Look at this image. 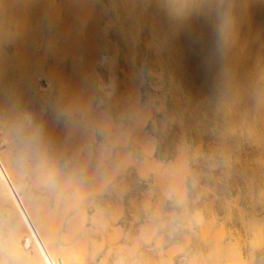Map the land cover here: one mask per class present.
<instances>
[{
    "label": "rangeland",
    "instance_id": "rangeland-1",
    "mask_svg": "<svg viewBox=\"0 0 264 264\" xmlns=\"http://www.w3.org/2000/svg\"><path fill=\"white\" fill-rule=\"evenodd\" d=\"M16 1L18 2L19 0ZM16 1L14 0V4ZM21 1L22 0H20V2ZM36 1H38L39 5ZM36 1L30 0L29 5L31 6H29L28 4L26 5L25 2H27V0H24L21 3V5H19L20 2H18L19 4L16 2V6L19 7H16L13 4L12 9L14 8V10L11 9V11H13V17L15 18V19L13 18L14 22L12 27L16 26L14 24L17 22V17L18 18L20 17L18 14L22 13V11L18 9L20 8V6L21 7L27 6L28 9L25 7L27 13L25 10H23L25 11L23 12V14L26 13V16L28 17L26 18L24 17L25 19L21 20V17L23 15L20 14L21 15L20 20L18 19L19 24L15 28V29L18 28L19 29L15 30L14 28H12V34L16 33V35L14 34L15 36L12 35V41L19 42V43L13 42V45L16 44L15 45L16 50H13L15 49L14 47L12 49L13 50L12 52H14V54L12 53L14 55L13 61L9 60V55L11 58L13 56L11 52L10 53L5 52V55L6 53L8 54L6 55L8 57L7 63L6 61L3 60L6 56L2 55L3 52L0 53V63L2 62L0 65L6 66L9 72L12 71V74L14 73L13 75H16V73L18 72L17 73L18 78L17 76H14L18 79L17 80L13 76L10 78V76L12 75L11 73L10 76L9 75L7 76V74L9 73H6L7 72L6 70H5L6 72H4L3 69H1L2 72L4 73L2 75L0 70L1 73L0 80L2 82L0 83V93L4 92L3 96L1 94L0 95L2 96V98L5 97L4 99L0 97V101H1L0 136L5 138V135L8 136L12 135V138L15 137L13 140L14 142L15 140L16 142L18 140L22 141L21 144H19V142L14 143L13 141H11L12 139H10V137H7V139H9L10 142H8L7 139H5L6 143L8 145L11 142L13 143L10 144L11 146L6 145L7 150L5 149L6 147L4 148L3 151L4 155L3 154L2 155L6 156L8 160L4 157L2 158L3 159L2 161H5L6 159L7 161L11 162L14 169L13 172L14 173L16 172L18 174L20 173V175L17 174V176H15L16 173L14 174L15 178L13 180V185H12V187L15 186V188L17 187L16 185H18L17 190L14 188L17 195L18 193L22 194V192L26 194L25 189L26 188L28 189L29 187L28 192H30L31 199H28L27 197V199L22 200L24 199L23 197L24 193L22 195L21 194L18 195L19 200H20L19 198L20 196L21 198L23 197L20 201L22 202V205L23 204L29 205L30 203H33L30 205H35L34 206L35 209L34 208H30V209L37 211V209L40 207L37 212L36 211L34 212L38 214L40 211V213L43 214L44 212L43 210H45L44 212L45 215L44 214H43L44 216L42 215V219H43L42 220L41 217L38 216L39 214L36 216H34L35 214L31 215L33 211L29 209V206L26 208L28 210V213L26 214L30 219V221L31 219H36V222L34 224L33 222H31V224L32 226L34 225L33 229L38 231L37 232L38 237L36 235L33 238V234H31L32 231L31 232L29 231L30 229L27 228V225L19 224V223H23L24 220L22 218L18 219L20 216L22 217L20 213H19L20 216L18 215L19 212L18 209H17L18 212L15 211L16 208L13 210L12 207L10 206L9 201L7 199H4L1 194L0 264H26V263L33 264L35 260H36L35 262L36 264L37 263L40 264L41 260H42L41 264H44L42 258L41 260L36 259L38 257L36 254H34V256L36 255L37 257L36 258L34 257L35 259L33 258L34 259L33 262H30L33 259H30L29 261V258L33 257L30 255H33V253H35V252H31V248L34 249L35 247L36 249L35 251L38 252V255H41L42 253L41 248L42 251L45 246L48 248V243L49 246L52 245L51 252H50V247L49 249L47 248L44 249V250L47 249L46 251L49 250V253H47L46 251L45 252L47 254H52L53 261L58 256L61 255L60 257L63 260V264H140V263L161 264L162 262L163 264H166V261L167 264H258V263L264 264V200H262L264 198H259V197H264V192H262L264 191V46L261 47L260 42L252 37L249 38L248 36H245L243 34H228L222 32L220 29L221 25L219 26V28L218 27L212 29L209 28L208 31L205 33V35L202 37H191V36H183L178 34L177 22H176L177 20L176 4L174 0H89L90 2L88 0L87 1L66 0L67 2L65 0H47V1L36 0ZM85 2L90 3V4L88 3L90 9H92L90 10V12L87 11L88 10L87 8L89 7ZM46 3L47 5H45ZM52 3H55L54 4L55 7L53 6ZM67 3L68 4L72 3V4L68 5ZM131 4L133 5L130 7ZM47 6L50 7L47 8ZM82 9H83V13L85 14L82 13L81 11ZM17 10L20 12L17 13ZM55 10H56L55 15L57 16H53L54 15L53 11L55 12ZM75 10L77 12L76 14L74 13ZM84 10L87 11L89 15L86 14ZM50 11H52L51 15H50ZM47 17L48 18L50 17L49 19L50 21H48ZM76 17L78 18L76 19ZM60 18L62 21L60 20ZM38 19H41L40 20L41 22ZM46 19L48 22L46 21ZM64 20L66 22H64ZM75 20L77 22L71 24V22L72 21L75 22ZM107 20L108 22H106ZM111 20L112 22H110ZM20 22L22 23L21 25ZM57 22H59V24ZM88 22L89 24L91 23L92 24L89 26V24L87 25ZM38 23L41 25L40 27ZM55 23H57L56 26L57 28L55 27L56 25ZM67 23L71 25L68 26ZM226 23H230V24H226L227 28L230 30L238 29L239 27L238 22L235 21L226 22ZM94 25H96L97 27L95 26V28H92L94 27ZM65 27L67 28L64 29ZM40 28L43 32L40 30ZM58 28L61 29L59 30ZM18 32L22 33L23 35L19 34ZM90 33L92 36L90 35ZM79 35L82 36L85 35V37ZM67 36L69 37V39ZM70 36L74 38L72 39ZM24 37L26 40L24 39ZM244 37H246L247 39H245ZM16 38L17 40L15 41ZM19 39L21 40V42ZM76 39H77V43L75 42ZM64 40L65 41L69 40V41L65 43ZM90 40L92 41V45L89 44V42H91ZM94 41L96 42L95 44ZM146 41L147 42L150 41L149 43L150 45H148ZM24 42L26 43V46ZM73 42H75V44ZM27 43L29 46H27ZM71 43H73V49H71L72 48ZM81 43L84 44V46ZM243 43L244 46L242 48ZM35 44L37 45L36 47L34 46ZM62 44H63L62 48L65 47L63 50L62 48L60 49V46H62ZM68 44L70 46L69 48H68ZM31 45H33V47H31ZM38 45H41V47L40 46L38 47ZM43 45L46 48H43L44 47ZM131 47L134 49H132ZM17 48H18V52H16ZM19 48H21V50ZM91 48L93 49V51L92 50L90 51ZM129 48L131 51L134 50L135 53L134 51L132 53L129 50ZM65 49L66 51H64ZM62 51H64L66 54ZM87 51L90 54L86 53ZM29 53L31 54V56L29 55ZM62 54L64 55L63 58H59L60 56H62ZM74 54L75 56L77 54L75 59L73 57ZM91 54L93 55L95 54L93 60L91 58H90L91 60L89 59ZM18 55L20 56V58H18L19 57ZM85 55L87 58L85 57ZM103 55L105 57L104 59L105 61L103 60L102 62L100 61V59L103 57ZM27 56L30 57L29 58L30 60H28ZM15 58L17 61L14 60ZM85 58L87 59L86 61ZM54 59L56 60V62L54 61ZM125 59H127V61H125ZM2 60L7 65H5V63H3ZM81 60H83L84 63L83 66H81L82 65ZM8 62H9V66H11L12 64L16 65L20 63L22 64L23 68L20 65H19L20 67L15 66L16 70H18L17 72L15 70L16 72L15 73L13 70L14 66L12 65L11 67H13V69H11V67L8 66ZM77 62L78 64H75ZM89 64H91V66ZM85 65L86 66L89 65L90 67H85ZM75 66L77 67L75 68ZM6 67L4 68L6 69ZM8 67L11 69V71ZM81 68L82 69L84 68L83 69L84 72L82 71ZM60 69H62V71H60ZM110 69L111 71H114V73L117 74V85L113 93L111 95H108L107 93H105L103 88L101 89L100 87H98L99 80L97 78L98 76L96 75V73L99 72V74H102L103 78L106 79V77L108 76L107 74L111 72ZM24 71L25 74H23ZM46 71L49 74H47ZM131 71L134 72L132 74L130 73L132 76L129 74V72ZM89 73L90 75H88ZM5 74L10 79L14 78L12 79L13 81L12 85L9 84V82L11 83L10 79L8 80L6 76L5 77L9 82H7V80L5 79L4 77ZM38 74H41V77H44L46 80L49 81L47 88L41 87L43 89L42 91L39 85H37L39 78ZM42 74L43 75L47 74V76L46 75L42 76ZM57 74L58 76H56ZM67 74H69L68 77L65 76ZM2 76L4 79L2 78ZM27 77L29 79H27ZM31 77H33V80H31ZM129 77L132 80H130ZM25 78L29 80L30 83L25 82L24 85V81L26 80ZM21 79L23 80V82ZM62 79L64 83L62 82ZM5 81L9 84L8 85L9 87L7 86V83ZM76 81L79 82L76 84ZM86 81L88 82V84ZM18 82L20 84L18 86H20L21 88L17 86ZM20 82L23 84L22 86L24 87L28 86L30 89L33 88V90L24 87L22 88ZM61 82L63 83V85ZM58 83H60V86ZM130 83H132L133 85L131 84L130 86L129 85ZM2 86L5 89L4 88L2 89L1 88ZM92 86H94V88ZM6 87L9 88L10 93L8 92ZM11 88L14 89L13 91L15 92H13ZM68 88L70 90H68ZM83 90H84V96H83ZM93 90H95V93ZM74 91L75 93L77 92L79 93L74 94ZM88 91L89 92L92 91V93H89ZM30 92L31 95H33L34 93L33 96L34 98H31ZM69 93H71V96L69 95ZM127 93L130 99L127 96H125V94L127 95ZM92 94L94 95V97ZM120 95H122V97ZM82 96L84 98L86 97L85 98L86 101L85 99L82 101L83 99ZM123 96H124L123 99L124 101L121 100ZM119 97H121V99ZM125 98H128L129 101L126 102L127 100L125 101ZM134 98L136 100H134ZM10 99H12V101ZM31 99H33L34 101ZM39 99L41 101H39ZM4 100L6 102L3 104ZM104 100H112V102H110L109 105H111L113 110L116 112L115 119H113L112 114L107 112L106 110L96 109V106L105 104ZM140 100H145V101H140ZM167 100H170V103H167ZM39 102L41 105L39 104ZM28 103L30 106L33 107V110H31V114L35 116L33 118L30 117L31 119H33V124H35L36 126L34 127V125H31V127L33 128L25 126L26 125L25 121L29 122V120L26 118L27 116L24 117V114L22 113V111H24L23 108H26L27 106L26 110L28 111L26 114L28 116L29 115L31 116V114L29 113L31 108L28 109V105H27ZM77 103L78 105L74 106ZM122 103L125 104V107L124 106L121 107L123 105ZM131 103H133L132 106H134L135 108H132V106H130ZM55 105L57 106L55 107ZM58 105L60 107L62 106L63 107L60 108ZM66 105L68 106L66 107ZM81 106L82 108H80ZM40 107H43L44 110L43 108ZM156 107L158 108V110ZM10 108L12 110H10ZM36 108L40 109L39 112L37 109L36 111L37 113L35 112ZM54 108L56 109L54 110ZM122 108L123 109L126 108V109L123 111ZM15 109L17 110L14 112ZM8 110L12 111L10 115H9L10 111ZM120 111H122L121 112L122 114H118ZM153 111H155L156 113H160L164 117L163 120L161 121L153 120L154 122H152L154 130H158V129L161 130V134H162L161 142L165 143L166 145H169L170 138L168 132L171 126L172 128L175 127V133L173 134L172 137L174 143V149H173L174 156H173V160L172 161L169 160L167 163L160 162L153 157V153L156 147V140L155 139L149 140L148 133L145 130V126L148 120L151 118ZM84 112H86V115ZM99 112L105 115L101 116L100 115L101 113ZM20 113L23 116H21ZM34 113L36 114L41 113V115L39 114L36 115ZM144 113L147 114L148 116L145 115ZM108 114L110 115L109 117H111L112 120L111 124L109 123V121L111 120L107 119ZM12 115H14V117ZM40 116H41V120H40ZM54 116L55 118L53 119ZM22 117L23 119L26 118L27 120L24 119L25 121L24 120L21 121ZM75 117L77 118V120ZM125 117L128 118V122L124 120ZM8 118L9 121H7ZM68 118L70 119L68 120ZM104 118H106V121L109 120L107 122H104L107 123V126L106 124H102ZM140 118L142 120H140ZM82 119L84 120L83 123L81 122ZM179 119L181 120V124ZM63 120L64 122H66V124L63 123ZM66 120H68L69 124L67 123ZM92 120L96 122L92 124L93 123ZM97 120L99 121L101 120L100 123L102 125H100L99 121ZM139 120L141 122H138ZM136 121L140 124H142L143 122L144 124L142 126L140 124L138 125ZM22 122L24 123L23 125L25 126V128L27 127L26 130L24 129L25 133L22 130L24 128V126L23 128L21 126ZM11 123L14 124V126L16 124L15 129L14 126L11 127L12 125ZM71 123L73 125L78 123L77 127L76 125H74L77 128V129L75 128L76 130H74V133L72 132L74 126ZM120 123L122 125V126L120 125L121 127H119ZM28 124L30 126L31 123L29 122ZM114 124L118 126L115 127ZM6 125H9L12 129ZM48 125L56 128L55 129L50 128L51 130L49 131V133L45 132L47 128L49 130L50 126L48 127ZM64 125L66 126V128ZM126 126H129L130 128L134 126V128L131 131L130 128L129 127L127 128ZM37 127H39L40 130ZM88 127H92L94 131L91 130L92 128L87 129ZM125 127H126V132H124ZM28 128L33 131L28 130ZM34 128L38 129L37 132L36 129ZM41 128L44 129L42 130ZM6 129H8L10 132H7ZM12 130L14 132L13 133L14 136L12 134ZM28 131L29 132L31 131V133H28ZM68 131H70L71 133L69 132L70 134H68ZM138 131H141L142 134L143 131H145L144 132L145 134H143L144 137L141 136L140 138L136 134L138 133ZM128 132L129 133L132 132V133L130 134V137H128V139L125 140L128 136L127 135ZM19 133L29 134V136L26 135L28 141L27 143H26L25 135L23 137L24 138L23 140V138H21L22 136H19L20 135ZM33 133L35 135L34 137H33ZM46 133H48V135ZM83 133L86 134L89 133L88 134L89 137H87L88 135L86 136V134ZM119 133H126V134H119ZM38 134L41 136L42 140H44L43 142H45V144L41 143L42 146L44 145L43 147H41L42 150L38 148L39 145L38 143L42 141L40 136H38ZM67 134L69 135V137ZM97 134L100 135L104 134V136L99 139L97 137ZM46 135L48 136L46 137L48 141H45ZM64 135H66V137ZM76 135L78 136V138ZM114 135H116L117 138L118 136L121 137L119 144L116 140L114 141V144H111L113 141V137H115ZM31 138H33L34 141H31L33 140ZM123 139L125 140L124 143L122 142ZM138 139L142 141H139ZM60 140H63V142L62 141L60 142ZM147 142L152 144L150 145L151 148H149L150 152L143 151V149L149 147L148 146L149 144H147ZM26 144L29 145L28 148L26 149L29 148L31 149V147H33L31 151L35 152L34 156L36 153H38V156L36 155L38 158V159L36 158L38 164L34 163L35 161L33 160L34 156H30L33 154L31 153L28 154V152H26V151H30V150H25V148L23 147ZM13 145L15 146L17 145V147ZM102 145L104 146V149H107V147L109 149L104 150ZM130 145H132L134 149L140 147L141 152L143 154L141 159L133 158L132 151L129 150ZM180 145L183 148V149L181 148L182 151L181 149L180 150L178 149ZM18 146L21 147L19 153L20 152L23 153V149H24L25 150L24 153L26 152V155H29L28 156L29 160L26 161L28 157L25 160L24 157L22 158V156L26 157L25 154L19 156L18 150L16 149L15 151V148L20 149V147ZM73 147H77L78 150L77 148H73ZM97 148L99 150H104V155L102 153L103 151H101L102 157H99L100 156L99 154L100 152L98 153L99 150L96 152ZM8 149H10V151ZM39 149L40 151H38ZM6 151L8 152L7 154L5 153ZM105 151L107 152L109 151V155H105L106 154ZM87 152L89 155L87 154ZM39 153L42 155L40 156ZM11 154H13L12 156L14 158L11 156ZM123 154L126 156L125 159H123L125 157ZM127 155H130L128 157H131V159H128ZM81 156L85 157V159L83 164L80 165L81 163L80 160L83 159ZM120 156H122V158ZM177 156H180L179 160L181 162L177 160L178 158ZM19 157L20 160L23 159L24 163L22 162V164L24 166L20 164L21 161L18 162L19 160L16 159ZM47 157L49 158V160L47 159ZM80 157L82 159H80ZM72 158L75 161L72 160ZM96 158L98 161L101 159L102 162L101 161L97 162ZM30 160H33L30 162V164L33 163L35 171L33 169H29L28 161ZM50 160L53 162L51 163ZM145 161H147V164L149 161L148 166L146 165ZM16 162L18 164H15ZM48 162H50L51 164L50 165L46 164ZM109 162H112L113 164H110ZM151 162L152 164L154 163L152 167L150 166ZM25 163H27L28 165L26 166ZM106 163H108V165L105 166ZM175 163L178 166L180 165V169H178L177 167L176 168L181 172L182 171L184 172L181 173L180 171H177V169L175 168L176 165H174ZM39 164L40 166L43 167L40 166L38 167ZM45 164L47 165V167L49 166L50 168L48 167L49 169L47 170L48 172L46 174L45 171L44 174L40 173L41 175H45L44 179H46L43 180L42 178L41 180H43L44 182L43 181L40 182L41 177L37 178L39 175L35 176V175H31V173L38 174L39 171L42 172L44 170L43 168L47 169ZM101 164L102 166H100ZM35 165L37 167H35ZM113 165L115 166L117 165L118 169L120 170L118 169L114 170L115 166ZM159 165H161L162 168ZM110 166L111 167L113 166L112 167L113 169ZM145 166H147L146 167L147 169L145 168ZM149 166L151 167V169ZM172 166H174V169H176V171L173 170ZM154 167H156L155 171L157 172L155 173L158 176L157 175L155 176L154 171H152ZM143 168H145L146 171ZM182 168L185 169L182 170ZM139 169L141 172L139 171ZM100 170L101 171L104 170V171H102L101 173ZM109 170L111 172L114 170V172L110 173L112 176H109L110 174L104 175L106 181L105 179L100 178L101 175L103 176V173L106 174L108 173ZM25 171H27L26 172L27 175ZM115 171L117 172L115 173ZM63 172H65V176H67L66 172L71 176L68 175L69 177L67 176L65 180L64 178H62L64 177V175L61 174ZM23 174H24V179H23ZM165 175H166L165 178L168 177L167 179L164 178ZM170 175L171 177H169ZM33 176L37 178L36 181H39L41 185H38L36 183L35 181L36 178ZM85 176L89 180H87ZM71 177H73L75 181L72 180ZM179 177L182 178L180 179ZM20 178H22L23 181ZM27 178L29 183H31L30 184L31 186L29 184H26L28 182L26 183L24 182V180L27 181ZM61 178L63 179V181L64 180L65 181L63 182ZM97 178L101 180L97 181ZM29 179H33V182H30L31 180ZM171 179L174 181H172ZM100 181H102L103 183ZM92 182L94 184H98L99 186L92 185ZM19 183H22L21 188H24L25 186L23 190L19 188L20 186ZM121 184H124L122 185L123 187L121 186ZM50 185H51L50 188L51 190L48 188V186ZM83 185H85L84 189L87 186L86 188L87 190L81 189ZM76 186L79 187L81 186L79 188L80 191L79 193L81 194L80 197L77 196V194L79 193H77L78 189L77 190L75 189ZM120 188L121 191L119 192ZM37 189L38 190L40 189L39 190L40 192L37 191ZM58 189H60L61 200L57 197V199H59L58 200L59 203L56 200L57 209H53L56 203L54 202V200L56 199L55 196H57L55 194L57 191H58L57 193H59ZM35 190L36 192H34V194L36 196L39 195L37 194V192H39L41 194L39 195L40 198L43 196L48 197V198L45 197L48 200V203L46 202L44 203L46 205L42 204L43 206H40L41 203L39 204V201L41 199L31 194ZM149 190L151 192H149ZM17 191L19 192L17 193ZM28 192L26 196L27 195L30 196ZM64 194L69 195L70 198L74 199V201L71 199V201H73L72 202L73 205L67 204L68 206H66L65 208L62 207L65 209L63 212L62 208H61L62 211L59 208L61 206H65L64 204H66L64 203L66 199V198L64 199V197L67 196L63 197ZM72 194L76 195L78 198L77 197L74 198ZM34 197L39 198L40 200L36 201V198ZM33 198L35 200L34 202H31L33 201ZM68 199L69 198H67L66 200ZM28 200L31 201L29 202ZM142 200H144L145 202L143 201L144 202L143 203ZM35 201L38 204H35ZM146 203H148L147 205L148 207L144 206V204ZM117 205H121V206H117ZM36 206H38L37 209ZM42 207H44V209H41ZM116 207L117 209H119L120 213L117 211ZM29 210L31 211L30 213ZM53 210L54 211L56 210L57 213V217H56L57 219L55 218L56 219L55 222L54 220L53 221L51 220L50 222L47 221V222L39 223V220L45 221L44 220V218L46 219L45 216H48L46 214L51 213V215H53L54 212L53 213L49 212ZM58 211H61L65 214L63 213L60 214V212ZM75 212H77L78 215L81 214L83 218V224H82L81 216L77 217L78 215L76 216ZM117 212L119 213V215L120 214L121 215L118 216ZM59 215L60 216L62 215V217H60ZM150 216H152V218ZM75 217H77L78 220H76ZM19 220L23 222L18 223ZM48 222L50 229L49 231L51 232L52 235L49 234L50 232H48L47 230ZM52 222H54V224H52ZM71 222L75 223L72 224L74 227L70 224ZM149 224H151V226ZM18 225H22V227L26 225L27 230H25L26 229L25 227L24 230L29 231L30 233L28 232L25 233L23 229L21 231V228L18 230L19 227ZM45 225L46 228H44ZM69 225L70 228H68ZM75 225L78 227L80 225V227L81 226L82 227L78 229V227H76ZM147 226L151 228L154 227L153 230L154 233L152 231L149 234L151 228ZM35 227L37 229H35ZM43 228L46 234L43 233L42 231ZM145 228L147 230H145ZM113 230L115 231L117 230V232L121 236H119L117 232H116L117 235H114L115 231ZM15 231L17 234H15ZM19 231H21V233ZM36 231L33 233L36 234ZM145 231L148 232L149 235L148 239L145 238L146 236ZM22 232L25 233L24 236L21 235L23 234ZM60 233H64L66 234V236L68 235L70 236L66 238L67 239V241L65 240L66 242L62 240L65 239L64 237L65 235L63 236L64 238L60 239V237H62L60 236ZM67 233L69 234L67 235ZM44 234L45 235L48 234L47 236L51 235V237L49 236L50 239L47 237V239H49L47 240ZM142 235L145 236L143 237ZM25 237L28 238L27 240L30 239L29 241L30 243L27 241L25 242L24 240ZM142 237L145 239H143ZM84 238L86 242L85 240L83 241ZM18 239H20V242ZM79 239L82 241L81 243L82 245L80 244ZM10 240L11 242L13 241L15 242L11 243L9 242ZM50 240H53L51 241L52 244L49 242ZM40 241L41 243L43 242L42 243L43 245L39 243L41 247L37 246L39 245L37 243ZM44 242H46L47 245L44 246ZM133 242H136V246H134L135 243ZM28 243L30 245L34 244V246L30 247V245L28 246ZM11 244L12 246H10ZM78 244L81 245V247ZM58 245H62L66 247L70 245L74 253H71L72 251H70V254H68L69 258L66 259L67 255L65 256V258L62 256L61 249L59 248ZM77 245L80 248H76L78 247ZM93 245L95 248H99V249L95 250ZM171 245L174 246V248L175 247L177 248L176 250L173 249L174 252L171 250L173 248ZM25 246L27 249H24ZM21 247H23L22 248V250L24 249L23 251L20 249ZM132 247L134 250L133 249L130 250V248ZM56 248L60 250L59 253L56 252ZM82 248H84L86 251H84V249ZM169 249H170L169 252H172L171 253L172 255L168 254L169 252L167 253V250ZM179 249L181 250L179 251ZM12 251H14L15 255H12L11 253ZM66 252L64 251L63 254ZM160 252L161 255H159ZM56 253L58 256L55 255ZM26 260H28V262H26ZM116 260L117 262H115ZM168 261H170V263H168ZM54 264H57L56 261H54Z\"/></svg>",
    "mask_w": 264,
    "mask_h": 264
},
{
    "label": "bare ground",
    "instance_id": "bare-ground-1",
    "mask_svg": "<svg viewBox=\"0 0 264 264\" xmlns=\"http://www.w3.org/2000/svg\"><path fill=\"white\" fill-rule=\"evenodd\" d=\"M15 1H16V0H15ZM23 1H24V0H22V1L20 2V0H19L18 2H20V4H19L17 1H16V2H17L19 5H21V3H22ZM29 1H30V0H27V2H25L26 5H27V4L29 5ZM35 1H36V0H35ZM40 1H41V0H40ZM40 1H39V2H40ZM46 1H47V0H46ZM65 1H66V0H65ZM72 1H73V0H72ZM76 1H77V0H76ZM86 1H87V0H86ZM88 1H89V0H88ZM174 1H175V4H176V13H177V20H176V22H177V33H178V34L183 35V36L202 37V36L205 35V33L208 31L209 28H210V29H212V28H217V27L219 28V26L221 25L220 29H221L222 32H225V33H228V34H243V35H245V36H248L249 38L252 37V38H254V39H257V40L260 42L261 47L264 46V0H174ZM16 2H15V4H14V0H0V53L3 52L2 55H5V52H7V53H10V52H11V54H12V53L14 54V52H12V51H13V50H16V48H15V47H16V46H15L16 44L13 45V42H14V41H12V35H14V34L16 35V33L12 34V28L15 29V28L17 27V25L19 24L18 22H19V20H20L21 15H23V16L21 17V20H22V19H25L26 17H28V16H26L27 11H26V9H25V7L27 8V6H24V7H23V6H22V7L20 6V8H18V9H19L20 11H22V13H20L21 15L18 14L20 17H19V18L17 17V22H16L17 24L15 23L14 25H16V26H15V27H12L15 18L13 17V11H11V9H12V7H13V4L16 6ZM36 2L38 3V1H36ZM54 2H55V1H54ZM66 2H67V1H66ZM69 2H70V1H69ZM89 2H90V1H89ZM89 2H88V3H89ZM131 2H132V1H131ZM34 3H35V2H34ZM80 3H81V2H80ZM85 3H86V2H85ZM88 3H86V4H87L88 7H89V4H90V3H89V4H88ZM166 3H167V2H166ZM171 3H172V2H171ZM52 4H53V6H54L55 3H52ZM67 4H68V3H67ZM70 4H72V3H70ZM70 4H68V5H70ZM82 4H83V3H82ZM22 5H23V4H22ZM24 5H25V4H24ZM38 5H39V3H38ZM45 5H47V3H46ZM48 5H49V4H48ZM58 5H59V4H58ZM115 5H117V4H115ZM132 5H133V4H131L130 7H131ZM29 6H31V5H29ZM29 6H28V7H29ZM77 6H78V5H77ZM90 6H91V5H90ZM108 6H109V5H108ZM172 6H173V5H172ZM16 7H19V6H16ZM40 7H41V6H40ZM49 7H50V6H47V8H49ZM54 7H55V6H54ZM56 7H57V6H56ZM73 7H74V6H73ZM86 7H87V6H86ZM86 7H85V8H86ZM23 8H24V9H23ZM71 8H72V6H71ZM104 8H106V7H104ZM132 8H133V7H132ZM21 9H22V10H21ZM27 9H28V8H27ZM35 9H36V8H35ZM37 9H38V7H37ZM44 9H45V8H44ZM60 9H61V8H60ZM60 9H59V10H60ZM79 9H80V8H79ZM87 9H88V10H87ZM87 9H86V10H87L88 12H90V10H92V9H90V7L87 8ZM12 10H14V8H13ZM23 10H25L26 13L23 14V12H25V11H23ZM39 10H40V9H39ZM50 10H51V9H50ZM59 10H58V11H59ZM105 10H107V9H105ZM20 11L17 10V13H19ZM33 11H34V10H33ZM35 11H36V10H35ZM41 11H42V9H41ZM44 11H45V10H44ZM58 11H57V12H58ZM79 11H80V10H79ZM81 11H82V13H83V9H82ZM84 11H85V10H84ZM87 11H85L86 14H88ZM99 11H100V10H99ZM45 12H46V11H45ZM43 13H44V12H43ZM63 13H64V12H63ZM68 13H69V12H68ZM72 13H73V11H72ZM72 13H71V14H72ZM74 13H75V14L77 13L76 10L74 11ZM100 13H101V12H100ZM14 14H15V12H14ZM38 14H40V13H38ZM44 14H45V13H44ZM51 14H52V11H50V15H51ZM53 14H54L53 16H57V15H55V14H56V10H55V12L53 11ZM65 14H67V13H65ZM79 14H80V13H79ZM83 14H85V13H83ZM129 14H131V13H129ZM35 15H37V14H35ZM42 15H43V14H42ZM42 15H41V16H42ZM69 15H70V14H69ZM88 15H89V14H88ZM48 16H49V15H48ZM67 16H68V15H67ZM71 16H72V15H71ZM24 17H25V18H24ZM36 17H37V16H36ZM36 17H34V18H36ZM62 17H63V16H62ZM72 17H73V16H72ZM74 17H75V16H74ZM84 17H85V16H84ZM94 17H96V16H94ZM117 17H118V15H117ZM13 18H14V19H13ZM38 18H39V17H38ZM40 18H41V17H40ZM53 18H54V17H53ZM66 18H67V17H66ZM77 18H78V17H76V19H77ZM18 19H19V20H18ZM47 19H48V21H50V20H49L50 17H49V18L47 17ZM47 19H46V21H47ZM72 19H73V18H72ZM74 19H75V18H74ZM90 19H91V18H90ZM109 19H110V18H109ZM38 20L40 21L41 19H38ZM54 20H55V19H54ZM60 20H61V18H60ZM65 20H66V19H65ZM65 20H64V22H66ZM79 20H80V19H79ZM33 21H34V20H33ZM48 21H47V22H48ZM61 21H62V20H61ZM68 21H69V19H68ZM68 21H67V22H68ZM233 21L238 22L239 27H238V29L230 30V29H228L227 26H226V24H230V23H226V22H233ZM21 22H24V21H21ZM21 22H20V25L22 24ZM27 22H28V21H27ZM34 22H35V21H34ZM40 22H41V21H40ZM40 22H39V23H40ZM47 22H46V23H47ZM51 22H52V21H51ZM53 22H54V21H53ZM76 22H77L76 20H75V22L72 21L71 24L76 23ZM79 22H80V21H79ZM81 22H83V21H81ZM90 22H91V21H90ZM106 22H108V20H107ZM110 22H112V20H111ZM36 23H37V20H36ZM36 23H35V24H36ZM39 23H38V24H39ZM46 23H45V24H46ZM57 23L59 24V22H57ZM57 23H55L56 25L54 24L55 27L57 26ZM60 23H61V22H60ZM84 23H85V22H84ZM93 23H94V22H93ZM222 23H223V24H222ZM23 24H24V23H23ZM31 24H33V23H31ZM47 24H48V23H47ZM71 24H68V23H67L68 26H70ZM82 24H83V23H82ZM88 24H89V22L87 23V25H88ZM91 24H92V23H91ZM91 24H89V26H90ZM24 25H25V24H24ZM48 25H49V24H48ZM74 25H75V24H74ZM80 25H81V24H80ZM223 25H224V26H223ZM40 26H41V25L39 24V27H40ZM46 26H47V25H46ZM77 26H78V25H77ZM95 26H96V25H94V27H92V26H91V27H92V28H95ZM21 27H22V26H21ZM29 27H30V26H29ZM35 27H36V26H35ZM35 27H34V28H35ZM50 27H51V26H50ZM55 27H54V28H55ZM62 27H63V26H62ZM62 27H61V28H62ZM81 27H82V26H81ZM96 27H97V26H96ZM26 28H27V27H26ZM47 28H48V27H47ZM56 28H57V27H56ZM61 28H58V29L60 30ZM66 28H67V27H65L64 29H66ZM18 29H19V28H18ZM18 29H15V30H18ZM38 29H39V28H38ZM48 29H49V28H48ZM50 29H51V28H50ZM40 30H41V28H40ZM90 30H93V29H90ZM13 31H14V30H13ZM23 31H25V30H23ZM34 31H35V30H34ZM34 31H33V32H34ZM41 31H42V30H41ZM55 31H56V30H55ZM55 31H54V33H55ZM62 31H63V30H62ZM76 31H77V30H76ZM76 31H75V32H76ZM78 31H80V30H78ZM94 31H95V30H94ZM94 31H93V32H94ZM15 32H16V31H15ZM42 32H43V31H42ZM42 32H41V33H42ZM71 32H72V31H71ZM87 32H90V31H87ZM210 32H211V31H210ZM18 33H19V34H22V33H20V32H18ZM28 33H29V32H28ZM81 33H82V32H81ZM81 33H80V34H81ZM220 33H221V32H220ZM30 34H31V33H30ZM60 34H61V33H60ZM83 34H84V33H83ZM15 35H14V36H15ZM22 35H23V34H22ZM42 35H43V34H42ZM47 35H48V34H47ZM51 35H52V33H51ZM51 35H50V36H51ZM72 35H73V34H72ZM88 35H89V34H88ZM90 35H91V33H90ZM150 35H151V34H150ZM14 36H13V37H14ZM59 36H60V35H59ZM79 36H82V35H79ZM91 36H92V35H91ZM35 37H36V36H35ZM40 37H41V35H40ZM40 37H39V38H40ZM55 37H56V35H55ZM67 37H68V36H67ZM70 37H71V36H70ZM82 37H85V35L82 36ZM146 37H147V36H146ZM17 38H18V36H17ZM17 38L15 39V41L17 40ZM20 38H21V37H20ZM71 38H72V37H71ZM73 38H74V37H73ZM73 38H72V39H73ZM76 38H77V37H76ZM80 38H81V37H80ZM90 38H91V37H90ZM90 38H89V39H90ZM92 38H93V37H92ZM244 38L247 39L246 37H244ZM24 39H25V37H24ZM31 39H33V38H31ZM51 39H52V38H51ZM51 39H50V40H51ZM54 39H55V38H54ZM68 39H69V37H68ZM77 39H78V38H77ZM77 39H76V41H75L76 43H77ZM85 39H86V38H85ZM89 39H88V40H89ZM124 39H125V38H124ZM19 40H20V39H19ZM22 40H23V39H22ZM25 40H26V39H25ZM25 40H24V41H25ZM34 40H35V39H34ZM36 40H37V39H36ZM38 40H39V39H38ZM92 40H94V39H92ZM27 41H28V40H27ZM41 41H42V40H41ZM41 41H39V42H41ZM64 41H65V40H64ZM68 41H69V40H68ZM68 41H65V43L68 42ZM80 41H82V40H80ZM90 41H91V40H90ZM20 42H21V40H20ZM25 42H26V41H25ZM25 42H24V43H25ZM30 42H31V41H30ZM52 42H53V41H52ZM62 42H63V41H62ZM75 42H73V43L75 44ZM86 42H87V41H86ZM243 42H245V41H243ZM14 43H19V42L16 41V42H14ZM22 43H23V42H22ZM73 43H71V45H72V48H71V49H73ZM87 43H88V42H87ZM87 43H86V44H87ZM95 43H96V42L94 41V44H95ZM146 43H147L148 45H150V44H149L150 41H149V42L146 41ZM45 44H46V43H45ZM69 44H70V43H69ZM69 44H68V48L70 47ZM81 44H82V43H81ZM89 44L92 45V41L89 42ZM115 44H116V43H115ZM65 45H66V44H65ZM82 45L84 46V44H82ZM25 46H26V43H25ZM27 46H29L28 43H27ZM34 46L36 47L37 45L35 44ZM39 46L41 47V45H38V47H39ZM43 46H44V45H43ZM219 46H220V45H219ZM243 46H244V43H243V45H242V48H243ZM13 47H14L15 49H13ZM18 47H19V46H18ZM22 47H24V46H22ZM31 47H33V45H31ZM31 47H30V48H31ZM35 47H34V48H35ZM38 47H37V48H38ZM56 47H57V45H56ZM62 47H63V44H62V46H60V49H61ZM79 47H81V46H79ZM128 47H129V46H128ZM43 48H46V47L44 46ZM64 48H65V47H64ZM64 48H62V50H63ZM131 48H132V47H131ZM12 49H13V50H12ZM19 49L21 50V48H19ZM25 49H26V48H25ZM116 49H117V47H116ZM132 49H134V48H132ZM155 49H156V48H155ZM31 50H33V49H31ZM78 50H79V49H78ZM91 50L93 51L92 48L90 49V51H91ZM129 50H130V48H129ZM46 51H47V50H46ZM46 51H45V53H46ZM60 51H61V50H60ZM64 51H66V49H65ZM64 51H62V52H64ZM85 51H86V50H85ZM85 51H84V53H85ZM94 51H95V50H94ZM130 51H131V50H130ZM133 51H134V50H133ZM133 51H131V52L133 53ZM175 51H176V50H175ZM16 52H18V48H17V51H16ZM19 52H20V51H19ZM68 52H69V51H68ZM68 52H67V53H68ZM77 52H78V51H77ZM7 53H6V55H8ZM45 53H44V54H45ZM64 53H65V52H64ZM86 53L90 54L88 51H87ZM92 53H93V52H92ZM134 53H135V51H134ZM241 53H242V50H241ZM244 53H245V52H244ZM13 54H12V55H13ZM18 54H19V53H18ZM25 54H26V53H25ZM58 54H59V51H58ZM65 54H66V53H65ZM129 54H131V53H129ZM6 55H5V56H6ZM29 55L31 56L30 53H29ZM42 55H43V54H42ZM45 55H46V54H45ZM60 55H61V54H60ZM60 55H59V56H60ZM94 55H95V54H94ZM94 55L91 54L90 57H89V59L91 58V59L93 60ZM176 55H177V54H176ZM5 56H4V57H5ZM18 56H19V55H18ZM18 56H17V57H18ZM59 56H58V57H59ZM63 56H64V55L62 54V56H60L59 58H63ZM71 56H73V55H71ZM76 56H77V54H76ZM76 56H75V54H74V56H73L74 59L76 58ZM80 56H81V55H80ZM91 56H92V57H91ZM4 57H3V58H4ZM13 57H14V55L12 56V58H11L10 55H9V60L13 61ZM15 57H16V56H15ZM27 57H28V56H27ZM55 57H56V56H55ZM85 57H86V55H85ZM95 57H96V56H95ZM133 57H134V54H133ZM7 58H8V57L6 56V57L3 59L4 61H6V63H7V61H8ZM10 58H11V59H10ZM18 58H20V56H19ZM23 58H24V57H23ZM29 58H30V57H28V60H30ZM59 58H58V59H59ZM77 58H79V57H77ZM80 58H81V57H80ZM86 58H87V57H86ZM86 58H85V61L87 60ZM125 58H126V57H125ZM33 59H34V58H33ZM40 59H41V58H40ZM55 59H56V58H55ZM55 59H54V61L56 62ZM69 59H70V58H69ZM72 59H73V58H72ZM91 59H90V60H91ZM104 59H105V57H104V55H103V57L100 59V61L103 62ZM132 59H133V58H132ZM179 59H180V57H179ZM3 60H2V61H3ZM14 60L17 61L16 58H15ZM28 60H27V62H28ZM35 60H36V59H35ZM37 60H38V59H37ZM90 60H89V61H90ZM4 61H3V63H5ZM15 61H14V63H15ZM18 61H19V59H18ZM43 61H44V60H43ZM104 61H105V60H104ZM125 61H127V59H125ZM25 62H26V60H25ZM25 62H24V64H25ZM36 62H37V61H36ZM60 62H61V61H60ZM97 62H98V61H97ZM102 62H101V63H102ZM1 63H2V62H1ZM1 63H0V64H1ZM6 63H5V65H7ZM10 63H11V62H10ZM17 63H18V62H17ZM81 63H82V65H81V64H80V65L83 66V65H84L83 60H81ZM85 63H86V62H85ZM88 63H89V62H88ZM91 63H92V61H91ZM11 64H12V63H11ZM38 64H39V63H38ZM75 64H78V62L75 63ZM105 64H106V63H105ZM133 64H134V62H133ZM12 65H13V64H12ZM12 65H11V66H12ZM19 65L22 67V64H20V63H19V64H16V65L14 64V65H13V66H14V69H13V67L9 66V62H8V66L11 67V69H13L14 72H15V70H16L15 66L20 67ZM29 65H30V64H29ZM34 65H35V64H34ZM42 65H43V64H42ZM56 65H57V64H56ZM63 65H64V64H63ZM86 65H87V64H86ZM86 65H85V67H90V66H91V64H89L90 66H89V65L86 66ZM228 65H229V64H228ZM24 66H25V65H24ZM1 67H3V68H1ZM4 67H6V66H3V65L1 66V65H0V70L3 69L4 72L7 71L6 73H9V74H7V76H8V75L10 76V75L12 74L11 69L8 67V68L10 69V71H11V72H9V70H7V67H6V69H5ZM26 67H27V66H26ZM53 67H54V66H53ZM76 67H77V66H75V68H76ZM22 68H23V67H22ZM41 68H42V67H41ZM18 69H19V68H18ZM24 69H25V67H24ZM81 69H82V68H81ZM81 69H80V70H81ZM83 69H84V68H83ZM83 69H82V71L84 72ZM89 69H90V68H89ZM181 69H182V68H181ZM5 70H6V71H5ZM49 70H50V69H49ZM58 70H59V69H58ZM17 71H18V70H16V72H17ZM40 71H41V70H40ZM47 71H48V70H47ZM47 71H46V73H47ZM51 71H52V69H51ZM53 71H54V69H53ZM60 71H62V69H60ZM82 71H81V72H82ZM110 71H111V69H110ZM16 72H15V73H16ZM34 72H36V71H34ZM42 72H43V71H42ZM57 72H59V71H57ZM83 72H82V73H83ZM137 72H138V71H137ZM1 73H2V75L4 74V73L2 72V70H1ZM1 73H0V74H1ZM10 73H11V74H10ZM17 73H18V72H17ZM17 73H16V75H13V74H14V73H13V74L10 76V78H11L12 76H13V77H14V76H17ZM60 73H61V72H60ZM108 73H109V72H108ZM130 73L132 74V73H134V72L131 71V72H129V74H130ZM153 73H154V72H153ZM23 74H25V71L23 72ZM43 74H44V73H43ZM43 74H42V76H45V75L47 76V74H49V73H47V74H45V75H43ZM50 74H51V73H50ZM54 74H55V72H54ZM62 74H63V72H62ZM69 74H70V73H69ZM69 74H67V75H65V76L68 77ZM75 74H76V73H75ZM78 74H79V73H78ZM131 74H130V75H131ZM156 74H157V73H156ZM33 75H34V74H33ZM39 75H40V76H39ZM79 75H80V74H79ZM79 75H78V77H79ZM88 75H90V73H89ZM88 75H87V76H88ZM96 75L98 76L97 78H98V80H99V82H98L99 86H98V87H100L101 89L103 88L104 91H105V93H107L108 95H111V94L113 93V91L115 90L116 85H117V74L114 73V71H111L109 74H107L108 76L106 77V79L103 78V75H102V74H99V72L96 73ZM127 75H128V74H127ZM130 75H129V76H130ZM5 76H6V74L4 75V77H5ZM7 76H6V77H7ZM25 76H26V75H25ZM25 76H24V77H25ZM29 76H30V75H29ZM52 76H53V75H52ZM56 76H58V74H57ZM80 76H81V75H80ZM131 76H132V75H131ZM6 77H5V79H6ZM33 77H34V76H33ZM33 77H31V80H33ZM38 77H39V78H38V84H37V85H39L40 88H41V87H42V88H47V87H48V84H49V83H48L49 81L46 80L44 77H41V74H38ZM60 77H61V76H60ZM0 78H1V77H0ZM2 78H3V76H2ZM10 78L7 77L8 80H9ZM14 78H16V77H14ZM14 78H12V79H14ZM17 78H18V76H17ZM17 78H16V79H17ZM89 78H90V77H89ZM89 78H88V79H89ZM129 78H130V77H129ZM3 79H4V78H3ZM7 79H6V80H7ZM12 79H10L11 83L7 80V82H9L10 85L13 84V83H12V82H13ZM16 79H15V82H16ZM25 79H26V78H25ZM25 79H24V80H25ZM27 79H29V78L27 77ZM27 79H26V80H27ZM47 79H48V78H47ZM58 79H59V78H58ZM63 79H64V78H63ZM63 79H62V82H63ZM75 79H76V78H75ZM17 80H18V79H17ZM21 80H22V79H21ZM26 80L24 81V85H25V82H29V83H30L29 80H27V81H26ZM34 80H35V79H34ZM50 80H51V79H50ZM79 80H80V79H79ZM86 80H87V78H86ZM94 80H95V79H94ZM130 80H132V79L130 78ZM3 81H4V80H3ZM35 81H36V80H35ZM5 82H6V81H5ZM7 82H6V83H7ZM22 82H23V80H22ZM33 82H34V81H33ZM62 82H61V83H62ZM66 82H67V81H66ZM66 82H65V83H66ZM78 82H79V81H78ZM78 82L76 81V84H77ZM86 82H87V81H86ZM122 82H123V81H122ZM0 83H2L1 80H0ZM20 83H21V82H20ZM63 83H64V82H63ZM63 83H62V85H63ZM9 84L7 83V86H8ZM31 84H33V83H31ZM35 84H36V83H35ZM58 84H59V86H60V83H58ZM87 84H88V82H87ZM131 84H132V83H130L129 85L131 86ZM18 85H20L19 82H18L17 86H18ZM22 85H23V84L21 83V86H22ZM37 85H36V86H37ZM91 85H92V84H91ZM132 85H133V84H132ZM4 86H5V85H4ZM52 86H53V85H52ZM8 87H9V86H8ZM8 87H6V88H7L8 92H9V88H8ZM10 87H11V86H10ZM18 87H20V86H18ZM18 87H17V89H18ZM23 87H24V86H22V88H23ZM37 87H38V86H37ZM78 87H79V86H78ZM92 87L94 88V86H92ZM92 87H91V88H92ZM98 87H97V88H98ZM1 88L3 89L4 87L2 86ZM20 88H21V87H20ZM20 88H19V89H20ZM24 88H29V87H28V86H27V87L25 86ZM42 88H41V91L43 90ZM60 88H62V87H60ZM79 88H80V87H79ZM128 88H130V87H128ZM4 89H5V88H4ZM11 89H12V88H11ZM29 89H30V88H29ZM29 89H28V90H29ZM75 89H76V88H75ZM75 89H74V90H75ZM13 90H14V89H12V91H13ZM21 90H22V89H21ZM28 90H27V93H28ZM30 90H33V88H31ZM61 90H62V89H61ZM68 90H70V89L68 88ZM78 90H79V89H78ZM85 90H88V89H85ZM124 90H125V89H124ZM19 91H20V90H19ZM24 91H25V90H24ZM34 91H35V90H34ZM93 91H94V93H95V90H93ZM13 92H15V91H13ZM60 92H61V91H60ZM70 92H71V91H70ZM76 92H77V91H76ZM88 92H89V91H88ZM122 92H123V91H122ZM130 92H131V91H130ZM130 92H128V93H130ZM3 93H4V92H3ZM3 93H0V94L3 96ZM9 93H10V92H9ZM11 93H12V92H11ZM22 93H23V92H22ZM39 93H40V92H39ZM39 93H38V94H39ZM41 93H42V92H41ZM58 93H59V92H58ZM77 93H79V92H77ZM77 93H75V91H74V94H77ZM89 93H92V91L89 92ZM94 93H93V94H94ZM128 93H127V95L125 94V96L128 97V96H129ZM6 94H7V93H6ZM44 94H45V93H44ZM62 94H63V93H62ZM72 94H73V93H72ZM93 94H92V95H93ZM122 94H123V93H122ZM1 95H0V97L2 98ZM9 95H10V94H9ZM16 95H17V94H16ZM59 95H60V94H59ZM69 95L71 96V93H69ZM69 95H68V96H69ZM88 95H89V94H88ZM13 96H14V93H13ZM13 96H12V97H13ZM30 96H31V98H34V97H33V96H34V93H33V95H31V92H30ZM83 96H84V90H83ZM83 96H82V98H83L82 101L86 98V97L84 98ZM86 96H87V95H86ZM120 96L122 97V95H120ZM130 96H131V95H130ZM6 97H7V95H6ZM10 97H11V96H10ZM19 97H20V95H19ZM22 97H23V96H22ZM75 97H77V96H75ZM89 97H90V96H89ZM93 97H94V95H93ZM121 97H119V98L121 99ZM4 98H5V97H4ZM4 98H2V99H4ZM29 98H30V97H29ZM40 98H41V96H40ZM45 98H46V96H45ZM49 98H50V97H49ZM87 98H88V97H87ZM91 98H92V96H91ZM128 98L130 99V97H128ZM128 98H125V101L127 100L126 102L129 101ZM7 99H8V98H7ZM14 99H15V98H14ZM123 99H124V96H123V98H122L121 100H123ZM10 100L12 101V99H10ZM25 100H26V98H25ZM31 100H33V99H31ZM31 100H30V101H31ZM134 100H136V99L134 98ZM2 101H3V100H2ZM7 101H9V100H7ZM16 101H17V99H16ZM33 101H34V100H33ZM39 101H41V100L39 99ZM44 101H45V100H44ZM85 101H86V99H85ZM123 101H124V100H123ZM5 102H6V101L4 100L3 104H4ZM78 102H79V101H78ZM87 102H88V101H87ZM87 102H85V103H87ZM115 102H116V101H115ZM0 103H1V101H0ZM20 103H21V101H20ZM58 103H59V102H58ZM70 103H71V101H70ZM70 103H69V105H70ZM116 103H117V102H116ZM134 103H135V102H134ZM13 104H14V103H13ZM15 104H16V103H15ZM30 104H31V103H30ZM39 104H40V102H39ZM55 104H56V102H55ZM122 104H123V103H122ZM122 104H121V105H122ZM20 105H21V104H20ZM27 105H28V109L31 108L30 111H29V113L31 114V110H33V107L30 106L29 103H28ZM40 105H41V104H40ZM61 105H62V104H61ZM77 105H78V103L75 104L74 106H77ZM83 105H84V104H83ZM132 105H133V103H131L130 106H132ZM12 106H14V105H12ZM17 106H18V105H17ZM25 106H26V105H25ZM29 106H30V107H29ZM38 106H39V105H38ZM38 106H37V107H38ZM56 106H57V105H55V107H56ZM58 106H59V105H58ZM67 106H68V105H66V107H67ZM74 106H73V107H74ZM123 106L125 107V104H123L121 107H123ZM2 107H3V106H2ZM8 107H10V106H8ZM43 107H44V106H43ZM43 107H40V108H43ZM52 107H54V106H52ZM59 107H60V106H59ZM62 107H63V106H62ZM62 107H60V108H62ZM64 107H65V106H64ZM73 107H72V108H73ZM144 107H145V106H144ZM157 107H158V105H157ZM157 107H156V108H157ZM160 107H162V106H160ZM20 108H21V107H20ZM38 108H39V107H38ZM38 108H36L35 112L37 111ZM57 108H58V107H57ZM72 108H71V109H72ZM80 108H82V106H81ZM84 108H85V107H84ZM132 108H135V107L132 106ZM8 109H9V108H8ZM26 109H27V106H26V108H23L24 111H22V113L24 114V117L27 116L26 118L29 120V122H30L31 124H30V126H29V124H28L29 122H28V121L26 122V121L24 120V119H26V118L23 119V117L21 118V119H22L21 121H23V120L25 121V123H26L25 126H28V127H30V128H33V127H31V125H34V127H36L35 124H33V119H31V118H33V117H35V116H34L33 114H31V116H30V115L28 116V115L26 114L28 110H26ZM55 109H56V108H54V110H55ZM76 109H77V108H76ZM122 109H123V108H122ZM125 109H126V108H124L123 111H124ZM130 109H131V108H130ZM159 109H160V108H159ZM10 110H12V109L10 108ZM10 110H8V111H10ZM16 110H17V109H15L14 112H15ZM41 110H42V109H41ZM43 110H44V108H43ZM148 110H149V109H148ZM157 110H158V108H157ZM39 111H40V109H38V112H39ZM62 111H63V109H62ZM6 112H7V111H6ZM11 112H12V111L9 112V115H10ZM20 112H21V111H20ZM42 112H43V111H42ZM58 112H59V111H58ZM70 112H71V111H70ZM121 112H122V111H120L118 114H122ZM144 112H145V111H144ZM146 112H147V111H146ZM29 113H28V114H29ZM36 113H37V112H36ZM36 113H34V114H36ZM84 113H85V115H86V112H84ZM87 113H88V112H87ZM99 113H101V112H99ZM102 113H103V111H102ZM102 113L100 114L101 116L105 115V114H102ZM135 113H136V112H135ZM17 114H18V113H17ZM20 114H21V113H20ZM20 114H19V116H20ZM38 114H39V113H38ZM38 114H36V115H38ZM141 114H142V113H141ZM144 114H145V113H144ZM39 115H41V113H40ZM88 115H89V114H88ZM88 115H87V117H88ZM98 115H99V114H98ZM137 115H138V113H137ZM137 115H136V116H137ZM145 115H147V114H145ZM145 115H144V116H145ZM12 116L14 117V115H12ZM16 116H17V115H16ZM21 116H23V115L21 114ZM107 116H108L107 119H110V120H111V117H109L110 115L108 114ZM107 116H106V117H107ZM118 116H119V115H118ZM147 116H148V115H147ZM28 117H29V118L31 117V118H30L31 120H30ZM87 117H86V118H87ZM9 118H10V117H9ZM9 118H8L7 121H9ZM18 118H19V117H18ZM54 118H55V116L53 117V119H54ZM56 118H57V117H56ZM75 118H76V117H75ZM75 118H74V119H75ZM102 118H103V117H102ZM102 118H101V119H102ZM136 118H137V117H136ZM146 118H147V117H146ZM15 119H16V118H15ZM27 119H26V120H27ZM69 119H70V118H68V120H69ZM74 119H73V120H74ZM87 119H88V118H87ZM104 119H105V121H104ZM104 119H103V121H102V124H106V126H107V123H104V122H107V121H109V120L106 121V118H104ZM17 120H18V119H17ZM40 120H41V116H40ZM68 120H66L67 123H68ZM76 120H77V118H76ZM76 120H75V121H76ZM82 120H83V119H82ZM82 120H81V122L83 123L84 120H83V121H82ZM95 120H96V119H95ZM140 120H142V119L140 118ZM140 120H139L138 122H141ZM11 121H12V120H11ZM11 121H10V122H11ZM18 121H19V120H18ZM56 121H57V120H56ZM92 121H93V120H92ZM97 121H99V120H97ZM100 121H101V120H100ZM100 121H99V123H100ZM179 121H180V124H181V120H180V119H179ZM4 122H5V121H4ZM43 122H44V121H43ZM51 122H52V119H51ZM54 122H55V121H54ZM94 122H96V121H93L92 124H94ZM111 122H112V120L109 121L110 124H111ZM136 122H137V121H136ZM138 122H137V123H138ZM152 122H154V121H152ZM6 123H8V122H6ZM6 123H5V124H6ZM14 123H15V122H14ZM16 123H18V122H16ZM20 123H21V122H20ZM55 123H56V122H55ZM63 123L66 124V122H64V120H63ZM72 123H73V121H72ZM72 123H71V124H72ZM74 123H75V122H74ZM82 123H81V124H82ZM11 124H12V123H11ZM23 124H24V123L22 122V125H21L22 128H23V126H24ZM52 124H53V123H52ZM68 124H69V123H68ZM77 124H78V123H77ZM77 124H74V125H76V127H77ZM102 124L100 123V125H102ZM139 124H140V123H138V125H139ZM143 124H144V123L142 122V124H140V125L142 126ZM9 125H10V124H9ZM9 125H6V126H9ZM37 125H38V124H37ZM50 125H51V124H50ZM50 125H48V127H49ZM72 125H73V124H72ZM74 125H73V126H74ZM100 125H99V127H100ZM120 125H121V123L119 124V127L122 126V125H121V126H120ZM136 125H137V124H136ZM2 126H3V124H2ZM4 126H5V125H4ZM12 126H14V124H12L11 127H12ZM15 126H16V124H15ZM15 126H14V129H15ZM21 126H20V127H21ZM25 126H24V128L22 129L24 133H25V130L27 129V127L25 128ZM39 126H40V125H39ZM55 126H56V125H55ZM64 126H65V125H64ZM90 126H91V125H90ZM92 126H93V125H92ZM96 126H97V125H96ZM114 126L116 127V126H118V125L114 124ZM134 126H135V125H134ZM134 126H133L132 128H130L129 126H126V127H127V128L129 127L130 130L132 131L133 128H134ZM9 127H10V126H9ZM11 127H10V128H11ZM70 127H71V126H70ZM76 127L74 126L73 131H72V130H70V131H72V132L74 133V130L77 129ZM82 127H83V126H82ZM126 127H125V129H124V132H126ZM16 128H17V127H16ZM37 128L40 130L39 127H37ZM50 128H54V129H55L56 127H52V126H50V127H49V130H48V128H47V129L45 130V132H48V133H49V131L51 130ZM65 128H66V126H65ZM68 128H69V127H68ZM75 128H76V129H75ZM89 128L91 129L92 127H88L87 129H89ZM11 129H12V128H11ZM24 129H25V130H24ZM34 129H36V128H34ZM38 129H36V132H37ZM41 129L43 130L44 128H41ZM28 130H31V129L28 128ZM52 130H53V129H52ZM58 130H59V129H58ZM62 130H63V129H62ZM91 130H93V128H92ZM6 131H7V132H10L8 129H6ZM6 131H5V132H6ZM14 131H15V130H14ZM31 131H33V130H31ZM31 131H30V132L28 131V133H31ZM70 131H68V134L71 133ZM83 131H84V130H83ZM86 131H87V130H86ZM93 131H94V130H93ZM93 131H92V133H93ZM19 132H20V130H19ZM26 132H27V131H26ZM62 132H63V131H62ZM69 132H70V133H69ZM84 132H85V131H84ZM87 132H88V131H87ZM144 132H145V131H143V134H145ZM13 133H14V132H13V130H12V134H13ZM34 133H35V131H34ZM34 133H33V137L35 136ZM48 133H46V134L48 135ZM64 133H65V132H64ZM73 133H72V134H73ZM112 133H113V132H112ZM131 133H132V132H131ZM131 133L128 132V134H127L128 136H127V138H126L125 140H127L128 137H130V134H131ZM6 134H7V133H6ZM16 134H17V132H16ZM19 134H20V133H19ZM21 134H22V133H21ZM21 134H20L19 136H22L21 138H23L24 135H25L26 143H27L28 141H27V137H26V135L29 136V134H27V133H26V134H22V135H21ZM39 134H41V133H39ZM39 134H38V136H40ZM52 134H53V133H52ZM68 134H67V135H68ZM72 134H71V136H72ZM83 134H86V133H83ZM83 134H82V135H83ZM88 134H89V133H87L86 136H87ZM113 134H114V133H113ZM115 134H116V132H115ZM119 134H126V133H119ZM136 134H137L140 138H141V136L144 137L143 134L141 133V131H138V133H136ZM139 134H140V135H139ZM141 134H142V135H141ZM47 135L45 136V138L48 137ZM59 135H60V132H59ZM77 135H78V133H77ZM77 135H76V136H77ZM117 135H118V133H117ZM182 135H183V134H182ZM13 136H14V134H13ZM50 136H51V135H50ZM64 136L66 137V135H64ZM71 136H70V137H71ZM79 136H80V133H79ZM83 136H84V135H83ZM114 136H115V137H113V141H112V143H111V141H110V143H111V144H114V141L116 140V141L118 142V144H119V143H120V140H121V139H120L121 137L118 136V138H117L116 135H114ZM135 136H136V135H135ZM7 137H10V139H12L11 141H13L14 138H15V137L12 138V135H11V136L5 135V138L0 136V200H1V194H2L3 198H4V199H7V200L9 201L10 206L12 207V209L14 210V209L16 208L15 211H17V209H18V211H19V212L17 211V212H18V215H19V216H20V214L22 215V217L20 216L18 219H21V218H22V219L24 220L25 223H24L23 221H20V220L18 221V223H19V222H23V223H19V224H23V225L26 224V225H27V228L30 229L29 231H30V232L32 231L31 234H33V238H34L36 235H37V237H38V234H37L38 231L34 230V229H33V228H34V225L32 226V224H31V222H33V224H34V223L36 222V219H31V221H30V219L28 218V216H27V214H26V213H28V210H27L26 208L29 206V209H30V208H34V209H35V207H34L35 205H30V204H33V203H30L29 205H28L27 203H26L27 205H24V204L22 205V202H20L21 199H22L23 197H24V199H22V200L27 199V197H28V199H31L30 192H28L29 187H28V189L26 188L25 191H26V194H27V192H28V194H29L30 196H28V195L26 196V194H25L24 192L21 191L22 194H23V193H24V194H23V197H22V198H21V196L19 197L20 200L18 199V195L21 194V193H18L20 190L17 191V193H18V195H17L16 192H15V190H14L15 186L12 187V185H13V180H14V178H15V177H14V174H15L16 172H15V173L13 172V171H14V169H13V165L11 164V162L7 161L8 158H7L6 156H3V155H4V152H3V151H4V148L6 147V145H8V144L6 143V140H5V139H7ZM16 137H17V136H16ZM30 137H31V136H30ZM30 137H29V138H30ZM55 137H57V136H55ZM62 137H63V136H62ZM65 137H64V138H65ZM68 137H69V135H68ZM84 137H85V136H84ZM87 137H89V135H88ZM87 137H86V138H87ZM136 137H137V136H136ZM136 137H135V139H136ZM145 137H146V136H145ZM17 138H18V137H17ZM21 138H19V139H21ZM40 138H41V136H40ZM45 138H44V139H45ZM49 138H50V137H49ZM77 138H78V136H77ZM133 138H134V137H133ZM31 139H33V138H31ZM36 139H37V138H36ZM53 139H54V138H53ZM58 139H59V138H58ZM135 139H134V140H135ZM23 140H24V138H23ZM28 140H29V139H28ZM41 140H42V138H41ZM64 140H65V139H64ZM125 140L123 139L122 142L124 143ZM138 140H139V139H138ZM7 141L10 142L9 139H7ZM20 141H21V140H18L17 142H19V144H21L22 141H21V142H20ZM29 141H30V140H29ZM31 141H34V139L31 140ZM31 141H30V142H31ZM43 141H44V140H42L40 143H38V144L40 145V146L38 145V148L41 149V147L44 146V145L42 146L43 143L45 144V142H43ZM45 141H48L47 138H46ZM58 141H59V140H58ZM61 141L63 142V140H60V142H61ZM135 141H136V140H135ZM135 141H134V142H135ZM139 141H142V140H139ZM13 142H14V141H13ZM13 142H11V143H13ZM15 142H16V140H15ZM15 142H14V143H15ZM17 142H16V143H17ZM23 142H24V141H23ZM30 142H29V143H30ZM38 142H39V141H38ZM81 142H82V141H81ZM81 142H80V143H81ZM117 142H116V143H117ZM136 142H137V141H136ZM149 142H150V141H149ZM11 143H10V144H11ZM24 143H25V142H24ZM29 143H28V144H29ZM41 143H42V144H41ZM75 143H76V142H75ZM82 143H83V142H82ZM138 143H140V142H138ZM151 143H152V142H151ZM10 144H9V145H10ZM33 144H35V143H33ZM36 144H37V143H36ZM51 144H52V143H51ZM59 144H60V143H59ZM63 144H64V143H63ZM68 144H69V143H68ZM121 144H122V143H121ZM147 144H149V145H148L149 147L146 148V149H143V151H145V152H148V151L150 150L149 148H151L150 145H152V144H150V143H148V142H147ZM9 145H8V146H9ZM17 145H18V144H17ZM17 145H16V146L13 145V146L17 147ZM71 145H72V144H71ZM123 145H124V144H123ZM10 146H11V145H10ZM21 146H23V145H21ZM25 146H27V147H25ZM28 146H29V145L26 144V145H24L23 147L25 148V150H30V151H31V149H33V147L30 146L31 149H30V148H29V149H26V148H28ZM45 146H46V145H45ZM53 146H55V145H53ZM58 146H59V145H58ZM61 146H62V145H61ZM68 146H70V145H68ZM74 146H75V145H74ZM79 146H80V145H79ZM102 146H103V145H102ZM111 146H112V145H111ZM113 146H114V145H113ZM177 146H178V145H177ZM18 147H20V146H18ZM23 147H22V148H23ZM50 148H51V147H50ZM59 148H60V147H59ZM71 148H72V147H71ZM73 148H77V147H73ZM144 148H145V147H144ZM181 148H182V147H181V145H180V147H178V149L180 150ZM5 149L7 150V147H6ZM12 149H13V148H12ZM16 149L18 150V153H19V150H21V147H20V149H19V148H15V151H16ZM35 149H36V148H35ZM40 149H39L38 151H40ZM51 149H52V148H51ZM87 149H88V148H87ZM101 149H102V148H101ZM103 149H104V146H103ZM108 149H109V148L107 147V149H104V150H108ZM182 149H183V148H182ZM182 149H181V151H182ZM8 150L10 151V149H8ZM25 150L23 149V153L20 152L21 154L19 153V156H21L22 154H25V155H26V152H28V154H29V153L33 154V155H30V156H34V153H35V152H33V151H31V152H30V151H26V152L24 153ZM41 150H42V149H41ZM53 150H55V149H53ZM57 150H58V149H57ZM73 150H75V149H73ZM77 150H78V148H77ZM90 150H91V149H90ZM98 150H99V149L97 148L96 152H97ZM104 150H99V151H98V153L100 152V153H99V154H100L99 157H102V153H103V155H104ZM15 151H14V153H15ZM38 151H36V152H38ZM101 151H103V152L101 153ZM109 151H110V150H109ZM109 151H108V152L105 151V152H106L105 155H109ZM55 152H56V151H55ZM149 152H150V151H149ZM155 152H156V151H155ZM5 153L7 154L8 152L6 151ZM14 153H13V154H14ZM41 153H42V151H41ZM71 153H72V152H71ZM76 153H77V152H76ZM107 153H108V154H107ZM183 153H184V152H183ZM2 154H3V155H2ZM13 154H11V156H12ZM16 154H17V153H16ZM39 154H40V153H39ZM53 154H54V153H53ZM60 154H61V153H60ZM73 154H74V153H73ZM73 154H72V155H73ZM81 154H82V153H81ZM87 154H88V152H87ZM9 155H10V153H9ZM36 155L38 156V153H36L35 156H34V159H33V160H35V161L38 159ZM41 155H42V154H40V156H41ZM54 155H55V154H54ZM88 155H89V154H88ZM123 155H124V154H123ZM15 156H18V155H15ZM28 156H29V155H26V157H25V156H22V158L24 157V160H25ZM51 156H52V155H51ZM79 156H80V154H79ZM118 156H119V155H118ZM124 156H125V155H124ZM128 156H130V155H127V158H128V159H131V157H128ZM4 157H5L7 160L5 159V161H2V160H3L2 158H4ZM12 157H13V156H12ZM81 157H82V156H81ZM81 157H80V159H82V158H83V159L80 160V161H81L80 165L83 164L84 159H85V157H82V158H81ZM120 157L122 158V156H120ZM177 157H178L177 160L180 161V160H179L180 156H177ZM13 158H14V157H13ZM30 158H33V157H30ZM36 158H37V159H36ZM50 158H51V157H50ZM53 158H54V157H53ZM53 158H52V159H53ZM121 158H120V159H121ZM125 158H126V156H125L123 159H125ZM16 159L19 160L18 162L21 161L20 164H21L22 166H24V165L22 164V162L24 163L23 159L20 160V157H19V158H16ZM41 159H42V157H41ZM47 159L49 160L48 157H47ZM128 159H127V160H128ZM27 160H29V157L26 159V161H27ZM33 160L28 161V164H29V169H33V170H34L33 163L30 164V162L33 161ZM39 160H40V159H39ZM48 160H47V161H48ZM72 160H74V159L72 158ZM77 160H78V158H77ZM87 160H88V159H87ZM96 160H97V158H96ZM146 160H147V158H146ZM177 160H176V162H177ZM26 161H25V162H26ZM35 161H34V163L38 164V161H36V162H35ZM54 161H55V160H54ZM74 161H75V160H74ZM80 161H79V162H80ZM99 161H101V159H100ZM99 161L97 160V162H99ZM109 161H110V160H109ZM120 161H121V160H120ZM125 161H126V160H125ZM129 161H132V160H129ZM150 161H151V160H150ZM50 162L52 163L53 161L50 160ZM50 162H48V163H46V164H49V165H50V164H51ZM70 162H71V161H70ZM70 162H69V163H70ZM76 162H77V161H76ZM101 162H102V161H101ZM154 162H155V161H154ZM180 162H181V161H180ZM180 162H179V163H180ZM39 163H40V162H39ZM55 163H56V162H55ZM74 163H75V162H74ZM109 163H110V164H113L112 162H109ZM129 163H130V162H129ZM145 163H146L147 166L149 165V161H148V164H147V161H145ZM13 164H14V163H13ZM15 164H18V163L16 162ZM28 164L25 163L26 166H27ZM46 164H45V166L47 167ZM66 164H67V163H66ZM77 164H78V163H77ZM96 164H97V163H96ZM99 164H100V163H99ZM114 164H115V162H114ZM126 164H127V163H126ZM155 164H157V163H155ZM168 164H170V163H168ZM171 164H172V163H171ZM177 164H178V162H177ZM30 165H31V167H33V168H31ZM70 165H71V164H70ZM70 165H69V166H70ZM106 165H108V163H106L105 166H106ZM152 165H154V163L152 164V162H151L150 166L152 167ZM161 165H162V164H161ZM161 165H159V166H161ZM172 165H173V164H172ZM174 165H176V163H175ZM14 166H15V165H14ZM26 166H25V167H26ZM39 166H40V164L38 165V167H39ZM78 166H79V165H78ZM100 166H102V164H101ZM113 166H115V165H113ZM113 166H112V167H113ZM147 166H145V168H146ZM150 166H149V167H150ZM183 166H184V165H183ZM19 167H20V166H19ZM25 167H24V168H25ZM35 167H37V166L35 165ZM40 167H43V166H40ZM48 167H49V166H48ZM48 167H47V169L43 168L44 170H43L42 172L39 171V169H38L39 172L36 171V172H38V174L31 173V175H35V176H36V175H39L37 178H40V177H41V178H40V182L43 181V180H46V179H44L45 175H41L40 173L44 174V171H45V174H46V173L48 172L47 170L50 168V167H49V168H48ZM51 167H52V166H51ZM74 167H75V166H74ZM98 167H99V166H98ZM110 167H111V166H110ZM112 167H111V168H112ZM115 167H117V168H115ZM115 167H114V170L118 169V166H117V165H116ZM140 167H141V165H140ZM140 167H138V168H140ZM151 167H150V169H151ZM169 167H170V166H169ZM172 167H173V170H175V171H176L177 168L180 169V165H179V166L176 165V166H175V168L177 167L176 169H174V166H172ZM181 167H182V166H181ZM54 168H55V167H54ZM72 168H73V166H72ZM145 168H143V169L146 171L147 168H146V169H145ZM161 168H162V166H161ZM161 168H160V170H161ZM51 169H52V168H51ZM67 169H68V168H67ZM96 169H97V168H96ZM96 169H94V170H96ZM112 169H113V168H112ZM112 169H110V170H112ZM140 169H142V168H140ZM140 169H139V171H140ZM150 169H149V170H150ZM178 169H177V171H180V170H178ZM184 169H185V168H184ZM184 169L182 168V170H184ZM24 170H25V169H24ZM41 170H42V169H41ZM68 170H69V169H68ZM86 170H87V169H86ZM110 170H109V171H110ZM114 170H113L112 172H114ZM118 170H120V169H118ZM149 170H147V171H149ZM155 170H156V167H154V169L152 170V171H154V175L156 176L157 174H156L155 172H157V171H155ZM157 170H158V169H157ZM162 170H163V169H162ZM164 170H165V169H164ZM16 171H17V170H16ZM34 171H35V170H34ZM74 171H75V170H74ZM87 171H88V170H87ZM90 171H92V170H90ZM100 171H101V170H100ZM102 171H104V170H102ZM102 171H101V173H102ZM109 171H108V173L105 172L106 174L103 173V176L101 175L100 178L105 179V178H104V175H108V174L112 173L111 171H110V172H109ZM137 171H138V170H137ZM139 171H138V172H139ZM19 172H20V171H19ZM26 172H27V171H25V173H26ZM31 172H33V171H31ZM95 172H97V171H95ZM116 172H117V171H115V173H116ZM140 172H141V171H140ZM143 172H144V171H143ZM180 172H181V171H180ZM182 172H184V171H182ZM182 172H181V173H182ZM185 172H186V171H185ZM25 173H24V174H25ZM29 173H30V172H29ZM118 173H119V172H118ZM144 173H145V172H144ZM17 174H18V173H16L15 176H17ZM24 174H23V179H24ZM61 174L64 175V177H62V178H64V179L67 178L68 175L71 176L70 174H67V172H66V175H67V176H65V172H63V173H61ZM89 174H90V172H89ZM92 174H93V172H92ZM113 174H114V173H113ZM139 174H140V173H139ZM141 174H142V173H141ZM177 174H178V173H177ZM177 174H176V175H177ZM185 174H187V173H185ZM188 174H189V173H188ZM18 175H20V173H19ZM26 175H27V173H26ZM26 175H25V176H26ZM31 175H30V176H31ZM94 175H95V174H94ZM97 175H98V173H97ZM30 176H28V177H30ZM35 176H33V177H35ZM69 176H68V177H69ZM89 176H90V175H89ZM109 176H112V175L110 174ZM157 176H158V175H157ZM173 176H175V175H173ZM173 176H172V177H173ZM178 176H179V175H178ZM178 176H177V177H178ZM180 176H181V175H180ZM182 176H183V175H182ZM18 177H19V176H18ZM18 177H17V178H18ZM21 177H22V175H21ZM26 177H27V176H26ZM26 177H25V178H26ZM83 177H84V176H83ZM87 177H88V176H87ZM165 177H166V175L164 176V178H165ZM169 177H171V175H170ZM35 178H36V177H35ZM37 178L35 179V181L37 180ZM42 178H43V180H41ZM62 178H61V180L63 181ZM71 178H72V180H74L73 177H71ZM71 178H70V179H71ZM74 178H75V177H74ZM85 178H86V176H85ZM89 178H90V177H89ZM157 178H158V177H157ZM162 178H163V177H162ZM164 178H163V179H164ZM167 178H168V177H167ZM167 178H165V179H167ZM179 178H180V177H179ZM179 178H178V179H179ZM181 178H182V177H181ZM181 178H180V179H181ZM20 179L22 180V178H20ZM33 179H34V178H33ZM33 179H29V180H31L30 182H33ZM70 179H69V180H70ZM86 179H87V178H86ZM65 180H66V179H65ZM65 180H64V181H65ZM72 180H71V181H72ZM81 180H82V179H81ZM87 180H89V179H87ZM98 180H101V179H98V178H97V181H98ZM171 180H172V179H171ZM22 181H23V180H22ZM64 181H63V182H64ZM74 181H75V180H74ZM105 181H106V179H105ZM153 181H154V180H153ZM161 181H162V180H161ZM167 181H168V180H167ZM172 181H174V180H172ZM172 181H171V182H172ZM176 181H177V180H176ZM179 181H181V180H179ZM24 182H25V183L28 182V183H26V184H29V185L31 184V183H29L28 178H27V181L24 180ZM40 182H39V181H36V183H37L38 185H41ZM43 182H44V181H43ZM67 182H68V181H67ZM100 182H102V181H100ZM159 182H160V181H159ZM159 182H158V183H159ZM169 182H170V181H169ZM22 183H23V182H22ZM22 183H19V185H20L19 188H20L21 190H23V189L25 188V186H24V188H21V187H22ZM60 183H61V182H60ZM65 183H66V182H65ZM72 183H73V182H72ZM102 183H103V182H102ZM26 184H23V185H26ZM50 184H52V183H50ZM163 184H164V183H163ZM179 184H180V183H179ZM29 185H27V186H29ZM34 185H35V184H34ZM34 185H33V186H34ZM79 185H81V184H79ZM92 185H98V184H94V183L92 182ZM92 185H91V188H92ZM122 185H124V184H121V186H122ZM161 185H162V184H161ZM166 185H167V184H166ZM176 185H177V184H176ZM16 186L18 187V185H16ZM30 186H31V185H30ZM35 186H36V185H35ZM35 186H34V187H35ZM62 186H63V185H62ZM64 186H65V185H64ZM87 186H88V184H87ZM87 186H86V188H87ZM98 186H99V185H98ZM162 186H163V185H162ZM169 186H170V185H169ZM179 186H180V185H179ZM17 187L15 188L16 190L18 189ZM43 187H44V186H43ZM65 187H66V186H65ZM65 187H64V188H65ZM71 187H72V186H71ZM80 187H81V186H80ZM80 187H79V186H76L75 189H76V190L78 189V190H77V193L80 192V191H79V188H80ZM84 187H85V185H83L81 189H84ZM89 187H90V186H89ZM89 187H88V188H89ZM96 187H97V186H96ZM118 187H119V186H118ZM122 187H123V186H122ZM163 187H164V186H163ZM165 187H166V186H165ZM176 187H177V186H176ZM48 188L50 189V188H51V185L48 186ZM64 188H63V189H64ZM86 188H85L84 190H87ZM115 188H116V187H115ZM168 188H170V187H168ZM30 189H31V188H30ZM33 190H34V189H33ZM39 190H40V189H39ZM39 190L37 189V191H39ZM50 190H51V189H50ZM58 190H59V193H57V192H58V191H57L56 194H55V195H57V196H55L56 199L54 200V202H56V203H55V206L53 207V209H57V206H56L57 201H58L59 199L61 200V198H60V197H61V195H60V194H61V193H60V189H58ZM93 190H94V189H93ZM169 190H170V189H169ZM81 191H83V190H81ZM120 191H121V188L119 189V192H120ZM179 191H180V190H179ZM34 192H36V190L33 191V193H31V194H33V196H36V195L34 194ZM39 192H40V191H39ZM39 192H37V194L41 195ZM149 192H151V191L149 190ZM262 192H264V191H262ZM41 193H42V192H41ZM49 193H51V192H49ZM22 194H21V195H22ZM175 194H177V193H175ZM260 194H261V193H260ZM39 195L36 196V197H39ZM72 195H73L74 198H75V197H77V196L80 197L81 194L79 193V194H77V196L74 195V194H72ZM165 195H168V194H165ZM178 195H179V194H178ZM64 196H67V197H64ZM25 197H26V198H25ZM29 197H30V198H29ZM36 197H34V198H36ZM45 197H47V196H45ZM45 197H44V196L41 197V198L39 197L41 200H40L39 198H36V201H39V200H40V201H39V204L41 203L40 206H43L42 204H44L45 202L48 203V200H47ZM57 197H58L59 199H57ZM63 197H64V199H65V198H66V199L69 198V199H68V200L65 199L64 203H66V204H64L65 206H61V207L59 208L60 210H61L62 207L65 208L66 206H68L67 204L71 205L72 202L74 201V199L70 198L69 195H65V194H64ZM34 198H33V201H31V200H28V201H29V202H30V201H31V202H34V200H35ZM43 198H44L45 200H44ZM47 198H48V197H47ZM77 198H78V197H77ZM259 198H264V197H259ZM37 199H38V200H37ZM71 199H72L73 201H71ZM7 200H6V201H7ZM42 200H43L44 202H43ZM56 200H57V201H56ZM260 200H261V199H260ZM262 200H264V199H262ZM36 201H35V204H38V203H36ZM41 201H42L43 203H42ZM69 201H70V203H69ZM75 201H76V200H75ZM143 201H144V200H142V202H143ZM256 201H257V200H256ZM26 202H27V200H26ZM76 202H77V201H76ZM76 202H75V203H76ZM142 202H141V203H142ZM144 202H145V201H144ZM144 202H143V203H144ZM259 202H260V201H259ZM23 203H24V202H23ZM58 203H59V201H58ZM62 203H63V202H62ZM149 204H150V202H149ZM44 205H46V204H44ZM72 205H73V204H72ZM75 205H76V204H75ZM147 205H148V203L144 204V206L148 207ZM24 206H26V207H24ZM30 206H31V207H30ZM48 206H49V205H48ZM48 206H46V207H48ZM117 206H121V205H117ZM144 206H143V208H144ZM44 207H45V206H44ZM44 207H42L41 209H44ZM0 208H1V206H0ZM37 208H38V206H36V209H37ZM39 208H40V207H39ZM39 208H38V209H39ZM64 208H62L63 212H64V210H65ZM118 208H120V207H118ZM38 209H37V211H38ZM48 209H49V208H48ZM67 209H68V208H67ZM116 209H117V207H116ZM156 209H158V208H156ZM30 210L33 211V213H31V215L35 214L34 216H36V215L39 214L38 216L41 217V219H42V215H43L44 212H45V210H43V211H44L43 214L40 213V211H39V213L37 214V213H36V212H37L36 210H33V209H30ZM30 210H29V213L31 212ZM51 210H52V209H51ZM62 210H61V211H62ZM25 211H27V212H25ZM34 211H36V212H34ZM47 211H48V210H47ZM61 211H58V212H60V214H62L63 212H61ZM66 211H67V210H66ZM66 211H65V212H66ZM117 211L120 213L119 209H117ZM41 212H42V210H41ZM49 212H52V213L54 212L55 215H54V214L51 215V213H48V214H46V215H48V216H45L47 220L43 217L45 221H41V220H39V223H40V222L43 223V222H47V221L50 222L51 220H52V221L54 220V222H55V220L57 219V218H56V217H57L56 210H55V211H54V210H53V211H49ZM118 212H117V214H118V216H120L121 214L119 215ZM156 212H157V210H156ZM19 213H20V214H19ZM75 213H76V216H77L78 213H77V212H75ZM79 213H81V212H79ZM84 213H85V212H84ZM194 213H195V212H194ZM8 214H9V212H8ZM10 214H11V213H10ZM40 214H41V216H40ZM63 214H65V213H63ZM115 214H116V213H115ZM44 215H45V214H44ZM44 215H43V216H44ZM50 215H51V216H50ZM167 215H168V214H167ZM170 215H171V213H170ZM49 216H50V217H49ZM59 216H60V215H59ZM80 216H81V214L78 215L77 217H80ZM7 217H8V215H7ZM31 217H33V216H31ZM39 217H38V218H39ZM48 217H49V219H48ZM60 217H62V215H61ZM77 217H75L76 220H78ZM84 217H85V216H84ZM115 217H117V216H115ZM150 217L152 218V216H150ZM33 218H35V217H33ZM36 218H37V217H36ZM51 218H52V219H51ZM53 218H54V219H53ZM55 218H56V219H55ZM70 218H71V217H70ZM81 218H82V216H81ZM58 219H59V218H58ZM84 219H85V218H84ZM199 219H200V218H199ZM8 220H9V219H8ZM33 220H34V221H33ZM42 220H43V219H42ZM150 220H151V219H150ZM152 220H153V219H152ZM80 221H81V220H80ZM49 222H48V224H47V223H44V224H47V228H48L47 230H48V232H50V231H49V230H50V229H49ZM54 222H52V224H54ZM57 222H58V221H57ZM61 222H62V221H61ZM74 222H75V221H74ZM74 222H71L70 224L72 225ZM207 222H208V221H207ZM10 223H11V221H10ZM18 223H17V224H18ZM52 224H50V225H52ZM74 224H75V223H74ZM82 224H83V218H82ZM11 225H12V223H11ZM26 225L24 226L25 228H26ZM36 225H38V224H36ZM36 225H35V226H36ZM41 225H42V224H41ZM80 225H81V224H80ZM80 225H79V227L76 226V225H75V226L78 227V229H80V228L82 227V226L80 227ZM149 225L151 226V224H149ZM18 226H19V227H18V230L21 228V231H22V229H23V231H24L25 233H27V232L30 233L29 231H25V230H27V228L24 230V227H22V225H18ZM58 226H59V225H58ZM72 226H73V225H72ZM140 226H141V225H140ZM152 226H154V225H152ZM12 227H13V226H12ZM43 227H44V226H43ZM73 227H74V226H73ZM147 227H149V226H147ZM40 228H41V227H40ZM44 228H46V225H45ZM44 228H43V230H42L43 233H45V232H44ZM68 228H70V225H69ZM71 228H72V227H71ZM149 228H151V227H149ZM9 229H10V228H9ZM35 229H37V228L35 227ZM73 229H74V228H73ZM73 229H71V230H73ZM78 229H77V230H78ZM119 229H120V228H119ZM141 229H142V228H141ZM14 230H15V229H14ZM16 230H17V229H16ZM53 230H54V229H53ZM53 230H52V231H53ZM145 230H147V229L145 228ZM153 230H154V227H152L150 231H149V229H148L149 234H150ZM200 230H201V229H200ZM204 230H205V229H204ZM21 231H19V232L21 233ZM35 231H36V234L33 233V232H35ZM39 231H40V230H39ZM42 231H41V232H42ZM45 231H46V229H45ZM69 231H70V230H69ZM113 231H115V230H113ZM17 232H18V231H17ZM24 232H22L23 234H21V235L24 236V234H25ZM41 232H39V233H41ZM48 232H47V233H48ZM116 232H117V230L115 231V234H114V235H117V234H118L119 236H121L118 232H117V234H116ZM119 232H120V231H119ZM145 232H146V231H145ZM74 233H75V231H74ZM140 233H141V232H140ZM143 233H144V232H143ZM153 233H154V231H153ZM15 234H17L16 231H15ZM31 234H30V236H31ZM45 234H46V233H45ZM45 234H44V236H46L45 238L47 239V237H48V238L50 239V237H51V235H52L51 232L49 233V234H51V235H49L50 237L47 236L48 234H47V235H45ZM61 234H62V235H61ZM68 234H69V233H67V235H68ZM82 234H83V233H82ZM145 234H146L147 237H146L145 235H142V236H143V237L145 236V238L148 239V237H149L148 232H146ZM18 235H19V234H18ZM41 235H42V234H41ZM53 235H54V234H53ZM64 235H65V236H64ZM114 235H113V236H114ZM28 236H29V235H28ZM30 236H29V237H30ZM42 236H43V235H42ZM60 236H62V237H60V239H62V238L65 237V239H62V240H64V241L66 240V241H67L66 238H68L69 235L66 236V234H64V233H60ZM63 236H64V237H63ZM109 236H110V235H109ZM113 236H112V237H113ZM187 236H188V235H187ZM18 237H19V236H18ZM37 237H36V238H37ZM69 237H70V236H69ZM115 237H118V236H115ZM143 237H142V238H143ZM14 238H15V237H14ZM25 238H26V237H25ZM25 238H24L25 242H26V241H27V242L30 241V239L27 240L28 238H26V239H25ZM53 238H54V237H53ZM85 238H86V237H85ZM85 238L83 239V241L85 240ZM145 238H143V239H145ZM22 239H23V238H22ZM49 239H47V240H49ZM135 239H136V238H135ZM18 240H19V242H20V239H18ZM76 240H77V239H76ZM79 240H80V239H79ZM91 240H92V238H91ZM102 240H103V239H102ZM157 240H160V239H157ZM31 241H33V240H31ZM51 241H53V240H50V241H49V242L52 244ZM55 241H56V239H55ZM66 241H65V242H66ZM148 241H149V240H148ZM9 242H11V240H10ZM13 242H15V241H13ZM13 242H11V243H13ZM19 242H17V243H19ZM62 242H63V241H62ZM73 242H74V241H73ZM85 242H86V240H85ZM94 242H95V241H94ZM94 242H93V243H94ZM136 242H137V241H136ZM136 242H133V243H135L134 246H136ZM158 242H159V241H158ZM29 243H30V242H29ZM29 243H28V246L30 245ZM39 243H41V241L38 242L37 244H39ZM42 243H43V242H42ZM42 243H41V245H43ZM77 243H78V242H77ZM81 243H82V241L80 240V244H81ZM98 243H100V242H98ZM73 244H74V243H73ZM157 244H158V243H157ZM45 245H47L46 242H44V246H45ZM78 245H79V244H78ZM78 245H77V246H78ZM81 245H82V244H81ZM81 245H79V246L81 247ZM97 245H99V244H97ZM102 245H103V244H102ZM174 245H175V244H174ZM255 245H256V244H255ZM10 246H12V244H11ZM33 246H34V244H33V245H30V247H33ZM35 246H36V243H35ZM37 246H40V244L37 245ZM51 246H52V245H51ZM51 246H49V243H48V248L45 246L44 249H45V248L49 249V247H50V252H51ZM58 246H59V248L61 249L62 256L65 258V256L67 255V256H66V259L69 258V257H68V254H70V251H72V247H70V245H69L68 247H66V246H62V245H58ZM79 246L76 247V248H80ZM95 246H96V245H95ZM171 246H172V245H171ZM179 246H180V245H179ZM40 247H41V246H40ZM42 247H43V246H42ZM63 247H64V248H63ZM82 247H83V246H82ZM93 247H94V245H93ZM172 247H173V248L171 249L172 251H173V249H174V250L177 249L176 247L174 248V246H172ZM260 247H261V246H260ZM22 248H23V247H21L20 249L22 250ZM38 248H39V247H38ZM66 248H67V249H66ZM150 248H151V247H150ZM178 248H180V247H178ZM256 248H257V247H256ZM24 249H27L26 246H25ZM24 249H23V250H24ZM44 249H43V251H42V248H41V252H42L43 254L41 253V255H38V252L35 251V250H36L35 247H34V249L31 248V252H35V253H33V255H30V256H33V257H30V258H29V261H30V259H33L34 257L36 258V257L38 256L36 259H37V260H39V259L41 260V258H42L44 264H54V261H56L57 264H63V260H62V258L60 257L61 255H60V256L57 255V253L60 252V250H59L58 248H56V252H57V253L55 254V255H57L58 257L56 256L57 258L55 257L56 259H55L54 261H53V259H52V254H47V253H49V250L46 251L47 249H46V250H44ZM57 249H58V250H57ZM82 249H84V248H82ZM94 249L96 250V249H99V248H95V247H94ZM127 249H128V248H127ZM131 249H133V247L130 248V250H131ZM11 250H12V249H11ZM18 250H19V249H18ZM23 250H22V251H23ZM33 250H34V251H33ZM66 250H67V252H66ZM133 250H134V249H133ZM180 250H181V249H179V251H180ZM45 251H46L47 253H46ZM62 251H63V252H64V251L66 252V253H64L65 255L63 254ZM68 251H69V253H68ZM80 251H83V250H80ZM84 251H86V250L84 249ZM108 251H109V250H108ZM169 251H170V249L167 250V253H168ZM236 251H237V250H236ZM252 251H253V250H252ZM130 252H131V251H130ZM173 252H174V251H173ZM11 253H12V255H15L14 251H12ZM23 253H25V252H23ZM61 253H60V254H61ZM71 253H74V251H72ZM107 253H108V252H107ZM171 253H172V252H169L168 254L172 255ZM239 253H240V252H239ZM239 253H238V254H239ZM251 253H252V252H251ZM261 253H262V252H261ZM34 254H36L37 256H36V255L34 256ZM76 254H77V253H76ZM7 255H8V254H7ZM23 255H24V254H23ZM78 255H79V254H78ZM159 255H161V252H160ZM236 255H237V254H236ZM10 256H11V255H10ZM16 256H17V255H16ZM39 256H40V257H39ZM42 256H43V257H42ZM21 257H22V256H21ZM80 257H81V256H80ZM250 257H251V256H250ZM17 258H18V257H17ZM35 258H34V259H35ZM70 258H71V257H70ZM251 258H252V257H251ZM34 259L31 260L30 262H33ZM17 260H18V259H17ZM168 260H169V258H168ZM18 261H19V260H18ZM250 261H251V260H250ZM258 261H259V260H258ZM26 262H28V260H26ZM30 262H29V263H30ZM35 262H36V260H35ZM35 262H33V264H36ZM39 262H40V261H39ZM41 262H42V260H41ZM41 262H40V264H41ZM103 262H104V261H103ZM115 262H117V260H116ZM260 262H261V261H260ZM168 263H170V261H168ZM250 263H251V262H250ZM26 264H28V263H26ZM30 264H31V263H30ZM37 264H38V263H37ZM140 264H141V263H140ZM161 264H163V262H162ZM166 264H167V261H166ZM258 264H259V263H258Z\"/></svg>",
    "mask_w": 264,
    "mask_h": 264
},
{
    "label": "crops",
    "instance_id": "crops-1",
    "mask_svg": "<svg viewBox=\"0 0 264 264\" xmlns=\"http://www.w3.org/2000/svg\"><path fill=\"white\" fill-rule=\"evenodd\" d=\"M105 104L102 105H98L96 106V109H103L106 110L107 112L111 113L113 116V119L116 118V112L113 110L112 106L109 105L110 102H112V100H104ZM140 101H145V100H140ZM167 103H170V100H167ZM163 116L160 113H156L155 111L152 112L151 118L148 120L146 126H145V130L148 133V139L152 140L155 139L156 140V147H155V151L153 153V157L160 161V162H165L167 163L169 160L172 161L173 160V156H174V143L172 140L173 134L175 133V127L172 128V126L169 129V145H166L165 143L161 142V138H162V134H161V130H154L153 128V124L152 121L153 120H157V121H161L163 120ZM126 122H128V118L125 117L124 119ZM104 136V134H97V137L100 139ZM129 150L132 151V156L133 158L136 159H141L142 158V152L140 147H137L136 149L133 148L132 145L129 146ZM137 184V183H136Z\"/></svg>",
    "mask_w": 264,
    "mask_h": 264
}]
</instances>
